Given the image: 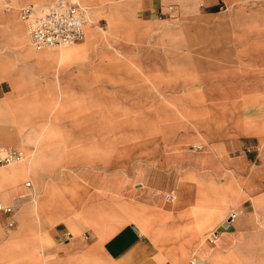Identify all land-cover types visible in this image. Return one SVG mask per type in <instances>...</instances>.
I'll list each match as a JSON object with an SVG mask.
<instances>
[{"label": "crops", "instance_id": "obj_1", "mask_svg": "<svg viewBox=\"0 0 264 264\" xmlns=\"http://www.w3.org/2000/svg\"><path fill=\"white\" fill-rule=\"evenodd\" d=\"M47 1L0 0V52L18 49L0 56V149L25 155L0 167V202L13 209L0 210V264H264V112L227 122L198 149L125 140L121 122H153L137 110L154 109L152 86L138 84L154 75L133 72L121 87L96 22L71 60H61L69 49L38 53L14 40L20 8ZM104 1L82 3L105 7L119 46H140L171 12L218 2Z\"/></svg>", "mask_w": 264, "mask_h": 264}, {"label": "rangeland", "instance_id": "obj_2", "mask_svg": "<svg viewBox=\"0 0 264 264\" xmlns=\"http://www.w3.org/2000/svg\"><path fill=\"white\" fill-rule=\"evenodd\" d=\"M53 1L34 4L44 6ZM114 1L107 6H113ZM3 7L9 11L12 4L4 3ZM85 7L87 25L91 15H96L99 37L106 45L107 72H116V81L122 83L121 87L134 81L127 78L133 72L143 78L146 72L154 75L151 79H138L139 85L152 86L154 109H146L143 102L137 110L139 121L152 119L153 122H121L125 140L131 134L150 135L154 137L155 148L183 141L186 146L198 149L203 140L224 135L227 122H258L264 112L260 110L264 106L258 105L259 101L264 102V0H218L214 6H203L196 15L176 10L165 16V23L156 25L149 36L142 35L146 38H142L144 43L140 46L131 41L124 46L117 45V36L110 29L112 16H108L105 7L99 9L87 3ZM19 20L26 28L30 43L28 24L20 16ZM87 35L86 27L82 41L45 47L38 53L48 51L58 56L62 55V49L73 48L72 52L76 53H66L61 59L71 60L65 57L81 55L83 52L78 46ZM9 52L15 53L18 49L7 46V51H1L0 56H7ZM12 63L22 67L20 60ZM139 97L145 98V95ZM108 106L113 105L108 103ZM107 113H124L129 117V112L123 110H107Z\"/></svg>", "mask_w": 264, "mask_h": 264}, {"label": "built area", "instance_id": "obj_3", "mask_svg": "<svg viewBox=\"0 0 264 264\" xmlns=\"http://www.w3.org/2000/svg\"><path fill=\"white\" fill-rule=\"evenodd\" d=\"M83 0H54L44 6L27 5L21 9L27 22L31 44L38 49L61 47L82 41L86 35L87 9ZM25 155L19 150L0 149V167L23 161ZM30 185V183H28ZM0 210L11 213V207ZM189 264H198L191 260Z\"/></svg>", "mask_w": 264, "mask_h": 264}, {"label": "bare ground", "instance_id": "obj_4", "mask_svg": "<svg viewBox=\"0 0 264 264\" xmlns=\"http://www.w3.org/2000/svg\"><path fill=\"white\" fill-rule=\"evenodd\" d=\"M104 1V0H103ZM107 1V0H106ZM114 1V0H113ZM259 1V0H258ZM13 3V2H12ZM105 3V1H104ZM19 7V6H18ZM104 8V7H103ZM103 10V9H102ZM111 13V12H110ZM96 16V15H95ZM94 15H91L90 19H89V24L86 26L87 27V30H88V34H89V31H90V27L93 23L96 22V18H95ZM10 30L12 32V34L15 36L14 40H25V41H28L29 40V36L28 34L26 33L25 31V27L23 26V24L20 23L19 19L15 20L13 22V25L11 27H9ZM11 34V35H12ZM86 36V35H85ZM88 37V35H87ZM69 50H73L72 49H69ZM73 53H76V52H73Z\"/></svg>", "mask_w": 264, "mask_h": 264}]
</instances>
